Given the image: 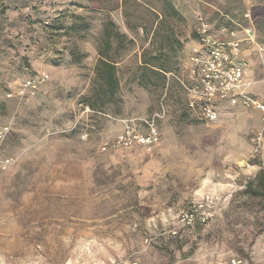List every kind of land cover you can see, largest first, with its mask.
<instances>
[{"label":"rangeland","instance_id":"obj_1","mask_svg":"<svg viewBox=\"0 0 264 264\" xmlns=\"http://www.w3.org/2000/svg\"><path fill=\"white\" fill-rule=\"evenodd\" d=\"M169 2L175 13L163 0H0V154L12 159L0 170V264H264V209L245 193L264 168L262 125L245 110L197 119L166 76L182 78L200 20L249 30L264 48L251 17L264 18V0ZM61 16L80 28H45ZM99 55L116 66L111 99L93 84ZM30 70L46 83L8 98ZM81 103L113 120L81 116ZM161 110L157 147L100 151L117 120ZM210 195L217 216L182 228L179 212Z\"/></svg>","mask_w":264,"mask_h":264},{"label":"built area","instance_id":"obj_2","mask_svg":"<svg viewBox=\"0 0 264 264\" xmlns=\"http://www.w3.org/2000/svg\"><path fill=\"white\" fill-rule=\"evenodd\" d=\"M243 33L245 39L238 36ZM195 46L190 50L189 57L184 66L187 78L182 79L176 74H166L167 82L176 80L186 95L187 109L194 113L197 119L203 122L219 120L218 106L227 102L234 108H249L258 113L264 129V100L254 97L249 89L251 83L246 81L245 73L247 63L237 61V51L244 42L254 43V37L246 29L237 30L222 25L218 33L213 32V27L207 21L200 20L194 30ZM261 69L264 74V48L258 47ZM48 75H35L23 80L15 92L8 93V98L15 96L24 97L36 94L39 88L46 83ZM264 83V79H263ZM264 93V89H263ZM165 111L155 113L150 117L117 120L122 124V130L114 137L112 142L104 143L101 152H113L121 149L138 147L151 150L161 142L157 122L164 116ZM81 116H99L113 120L103 112L93 111L88 106L82 108ZM72 130L79 128V120L74 122ZM8 131V127L0 131V137ZM262 131H257L251 138V153L254 158L259 152L263 140ZM82 133L81 139H87ZM12 164V159L0 154V170ZM218 205L211 195L204 196L201 200L179 212V223L182 228H195L196 225L208 224L217 216Z\"/></svg>","mask_w":264,"mask_h":264},{"label":"trees","instance_id":"obj_3","mask_svg":"<svg viewBox=\"0 0 264 264\" xmlns=\"http://www.w3.org/2000/svg\"><path fill=\"white\" fill-rule=\"evenodd\" d=\"M163 2H164V5H166V7L169 8L172 12L174 13L176 12L175 9L172 8L169 0H163ZM23 8H26V7H23ZM0 9H1L0 15L3 17V15L6 14V9L4 8V6H2ZM257 10H258L257 7L253 8V10L251 11V17L254 18V21H255L254 28L257 34V42L260 45H262L263 44L262 42H264V37H261L260 34L264 35V18H257L261 15V13L256 12ZM71 18H73L75 21H77L78 19H81L79 15H77L76 17H71ZM220 22L221 23L219 24H215V25L213 24L212 27H213L214 33H218L219 29L222 27L223 24H222L221 19H220ZM81 26L86 29L88 28V26L85 24ZM45 28H47L51 32L59 34L63 31H67L68 29L77 30L80 27L75 23L70 24L69 27H66V25L63 23L62 16H61V18L52 20L51 23H46ZM107 46H109V44H107ZM79 60H80L79 58H75L74 63H78ZM26 64H28L27 60H26ZM26 72L27 73L25 74L24 80L29 79L30 77H34L36 75L35 73H32V70H30V72L29 71H26ZM94 74H95V79H94L93 84L94 86L101 87L100 91L103 93L102 97H105L107 95L109 96L110 99L113 98L117 94V91H118L117 89L118 79H117L115 63L107 60L102 55H99V59L94 68ZM98 100L100 99L98 98ZM80 105L83 107L88 106L91 110L95 112L96 111L103 112L102 109L97 108L96 106L90 103H86V104L81 103ZM254 164L261 166V163L259 161L254 162ZM245 188H246L245 193L250 194L252 197L257 198L258 200L260 199L261 206L264 209V168L261 167L259 169L255 178L249 181Z\"/></svg>","mask_w":264,"mask_h":264},{"label":"crops","instance_id":"obj_4","mask_svg":"<svg viewBox=\"0 0 264 264\" xmlns=\"http://www.w3.org/2000/svg\"><path fill=\"white\" fill-rule=\"evenodd\" d=\"M238 36L242 39H245L243 33H239ZM196 44V40L192 41V44L190 46V50L193 46H195ZM189 52L187 53V58L189 57ZM237 61H244L245 63H247V68L246 73H245V79L246 81L251 83V87L249 89V92L254 96V97H258L259 99H263L264 100V93H263V89H264V83H263V79H264V74H263V70L261 69V65L258 61V54L256 53V46L254 43L252 42H244L241 44L240 48L237 51ZM182 74L181 77L186 79L187 78V71L185 69V66L183 65V69H182ZM168 74H174V73H168ZM170 82V81H169ZM234 110V111H247L250 113H253L255 118H257V121L259 124H261L260 121V117L258 115L257 112H255L252 109L249 108H234L231 107L227 102H224L223 104H220L218 106V112H219V117L224 113V110ZM263 133H264V129H263Z\"/></svg>","mask_w":264,"mask_h":264}]
</instances>
